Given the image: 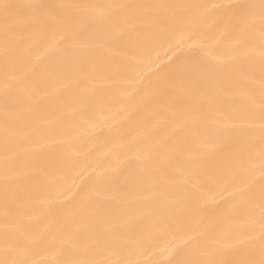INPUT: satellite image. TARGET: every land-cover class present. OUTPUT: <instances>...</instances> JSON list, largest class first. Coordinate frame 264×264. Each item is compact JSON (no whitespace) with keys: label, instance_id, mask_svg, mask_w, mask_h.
<instances>
[{"label":"snow or ice","instance_id":"snow-or-ice-1","mask_svg":"<svg viewBox=\"0 0 264 264\" xmlns=\"http://www.w3.org/2000/svg\"><path fill=\"white\" fill-rule=\"evenodd\" d=\"M211 19L236 32L247 49L230 69L234 82L226 85L220 69L204 64L195 51L197 44H189L191 51L183 60L177 58L163 78L160 92L167 96L164 110L197 113L200 109L191 103L193 90L208 84L219 86L223 95L215 106L218 118L214 124L226 152L209 179L222 181L235 166L254 169L258 161L262 182L258 190L251 182L236 187L230 193L233 199L229 206L208 212L201 231L190 237V243L167 264H264V0L227 4L0 0L2 55L7 66L22 50L54 36L67 42L64 55L69 70L76 65H92L100 70L108 61L96 50L110 51L129 32L147 31L163 42L175 29L191 26L195 30ZM257 34L258 56L253 51V37ZM133 62L134 57H129V63L117 71H133ZM177 85L182 86L181 93L174 91ZM26 87L23 77L14 76L5 83L0 97V127L4 133L0 160V264H147L127 254L126 246H143L147 241V236L136 228V217L120 226L111 225L88 191L83 192L80 204V208L93 209L87 220L79 219L77 207H55L64 203L61 197L68 199L67 189L56 188L47 164L35 152L28 156L23 147L27 133L22 131L21 116L29 114L36 104L26 91L24 95L19 93ZM25 156L27 162L22 165L20 161ZM137 160L140 180L148 183L153 193L149 198L153 203L147 210L161 228L170 226L177 215L200 216L205 212L208 182L201 179L197 168L174 166L171 144L151 145ZM118 180L116 169L97 177L99 184L110 188L116 187ZM71 187H78L75 180ZM33 191L44 193L49 216L63 221L52 239L34 236L26 223L30 217L23 210ZM226 218L235 221V227L227 233L222 227ZM38 246L39 251L50 253L46 262L35 258Z\"/></svg>","mask_w":264,"mask_h":264},{"label":"bare ground","instance_id":"bare-ground-1","mask_svg":"<svg viewBox=\"0 0 264 264\" xmlns=\"http://www.w3.org/2000/svg\"><path fill=\"white\" fill-rule=\"evenodd\" d=\"M54 3H236L242 0H47ZM191 37V39L189 38ZM254 54H259V35L253 37ZM196 43L195 51L206 65L220 69L221 79L231 86L235 80L230 69L239 63L244 51L236 32L218 20L204 22L197 29L185 26L170 32L165 41L152 37L147 31L127 33L115 42L110 51L96 50L108 61L97 70L92 65L65 66L66 41L51 36L22 50L7 66L2 55L0 39V97L6 82L23 77L28 95L36 101L31 112L22 115V131L27 133L23 147L28 156L35 152L49 168L55 187L68 198L55 207H77L81 220L91 217L93 209L80 208L82 194L88 191L100 208L103 218L113 226L123 225L136 217V228L147 236L143 246H126L129 258L147 264H167L177 252L190 243L189 238L201 231L208 212L226 209L232 202L230 193L236 187L251 182L259 189V162L250 169L237 165L222 181L210 180L216 165L224 158L226 148L218 138L214 121L218 118L215 106L223 92L211 84L193 90L191 103L200 109L193 114L165 111L166 95L160 90L169 68L183 60ZM171 48V51H169ZM175 53V55L173 54ZM134 57L133 71L119 72L122 65ZM171 57V60L169 59ZM235 58V59H233ZM176 93L182 92L177 85ZM3 112L0 110V121ZM193 122L194 126H193ZM3 129L0 127V160L3 158ZM171 144L173 164L185 169L197 168L201 179L208 182L205 192V212L200 216L177 215L170 226L161 228L147 210L153 203L148 183L140 180L138 156L146 154L151 145ZM27 156L20 163L26 164ZM200 166V167H198ZM116 169V187L97 182L99 173L111 174ZM83 175H80V173ZM75 180L77 188H72ZM24 214L34 236L52 239L58 233L62 219L48 214L46 196L33 191ZM2 226V219H0ZM73 227H76L75 225ZM227 233L235 221L226 218L222 224ZM147 249V250H145ZM172 254L170 256L169 254ZM50 253L39 251L35 258L47 261Z\"/></svg>","mask_w":264,"mask_h":264}]
</instances>
